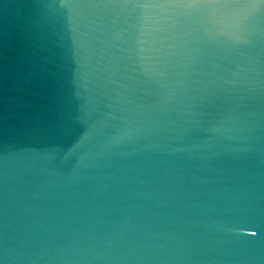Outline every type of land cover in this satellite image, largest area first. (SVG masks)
<instances>
[{
	"label": "water",
	"instance_id": "water-1",
	"mask_svg": "<svg viewBox=\"0 0 264 264\" xmlns=\"http://www.w3.org/2000/svg\"><path fill=\"white\" fill-rule=\"evenodd\" d=\"M59 2L0 0L2 264H264V16L142 59Z\"/></svg>",
	"mask_w": 264,
	"mask_h": 264
},
{
	"label": "snow or ice",
	"instance_id": "snow-or-ice-1",
	"mask_svg": "<svg viewBox=\"0 0 264 264\" xmlns=\"http://www.w3.org/2000/svg\"><path fill=\"white\" fill-rule=\"evenodd\" d=\"M154 4L163 9L160 24L151 33L145 34L142 41L144 48L143 58H155L164 52L166 48L183 46L184 37L190 35L194 30L188 31L180 25L193 19L204 16L207 6H214L217 16L212 22L223 23L225 13L231 11L234 18H238L237 9L231 6H242L248 12V18L252 24L260 16H264V0H60L59 7L71 9L72 13L76 9L91 10V15L97 18H111L114 31L111 39L115 41H125L136 46L138 39V26L135 5ZM205 19H212L204 16ZM81 21L72 15V30L77 34L78 53L86 54L90 47L91 36L87 30L81 31ZM90 23L83 25L84 29L90 28ZM252 28L246 33L250 45L253 43ZM245 46V45H244ZM240 47V46H237ZM237 47H229L235 49ZM85 60H91V55H85ZM2 264V261H0Z\"/></svg>",
	"mask_w": 264,
	"mask_h": 264
},
{
	"label": "clouds",
	"instance_id": "clouds-1",
	"mask_svg": "<svg viewBox=\"0 0 264 264\" xmlns=\"http://www.w3.org/2000/svg\"><path fill=\"white\" fill-rule=\"evenodd\" d=\"M237 9L238 18H234L231 11L226 12L223 23H215L212 20L217 16L214 6H207L204 10V16L212 18L205 19L201 16L199 19H193L189 22L182 23L180 26L188 31L194 30L198 35L201 43L220 45L226 48L244 46L249 43L246 33L251 29L252 22L248 18V12L242 6H231ZM138 26V39L136 42V50L142 58L144 48L142 41L145 34L151 33L163 23L161 19L163 9L159 5L140 4L135 5ZM69 21L72 23V10L69 9ZM71 26V24H70Z\"/></svg>",
	"mask_w": 264,
	"mask_h": 264
}]
</instances>
